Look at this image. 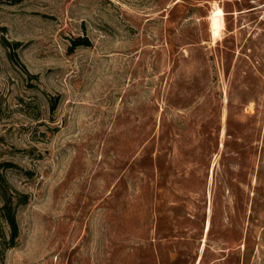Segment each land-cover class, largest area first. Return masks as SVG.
I'll use <instances>...</instances> for the list:
<instances>
[{"label": "rangeland", "instance_id": "374dc122", "mask_svg": "<svg viewBox=\"0 0 264 264\" xmlns=\"http://www.w3.org/2000/svg\"><path fill=\"white\" fill-rule=\"evenodd\" d=\"M0 165V264H264V0H0Z\"/></svg>", "mask_w": 264, "mask_h": 264}, {"label": "trees", "instance_id": "16d2710c", "mask_svg": "<svg viewBox=\"0 0 264 264\" xmlns=\"http://www.w3.org/2000/svg\"><path fill=\"white\" fill-rule=\"evenodd\" d=\"M81 44L82 42L79 40V42H77L75 45L77 46ZM1 181H2V177L0 176V188L3 197L2 198L3 204L2 207L0 208V219L3 220L9 232V241L8 242L4 241L0 244L1 250L3 251L6 248H10L14 245V242L18 237V225L16 221L12 197L11 196L7 197L6 191L4 190L3 186H1Z\"/></svg>", "mask_w": 264, "mask_h": 264}, {"label": "bare ground", "instance_id": "6f19581e", "mask_svg": "<svg viewBox=\"0 0 264 264\" xmlns=\"http://www.w3.org/2000/svg\"><path fill=\"white\" fill-rule=\"evenodd\" d=\"M223 26V11L221 8L216 7L212 14V30L216 34L218 29ZM208 228V227H207Z\"/></svg>", "mask_w": 264, "mask_h": 264}]
</instances>
